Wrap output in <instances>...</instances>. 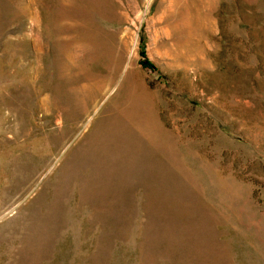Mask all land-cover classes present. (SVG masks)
I'll return each mask as SVG.
<instances>
[{"label":"rangeland","instance_id":"rangeland-1","mask_svg":"<svg viewBox=\"0 0 264 264\" xmlns=\"http://www.w3.org/2000/svg\"><path fill=\"white\" fill-rule=\"evenodd\" d=\"M0 264H264V0H0Z\"/></svg>","mask_w":264,"mask_h":264}]
</instances>
